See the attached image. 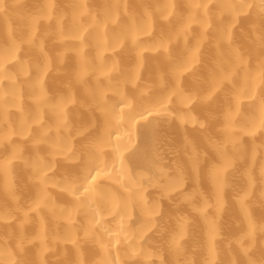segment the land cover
Masks as SVG:
<instances>
[{"label":"bare ground","instance_id":"6f19581e","mask_svg":"<svg viewBox=\"0 0 264 264\" xmlns=\"http://www.w3.org/2000/svg\"><path fill=\"white\" fill-rule=\"evenodd\" d=\"M259 3L0 0V264L259 258Z\"/></svg>","mask_w":264,"mask_h":264},{"label":"snow or ice","instance_id":"6c2138e0","mask_svg":"<svg viewBox=\"0 0 264 264\" xmlns=\"http://www.w3.org/2000/svg\"><path fill=\"white\" fill-rule=\"evenodd\" d=\"M225 7L232 9V8H235L236 6L229 4V5H225ZM245 7H252V5H247V4H240L239 5V8L241 10H243V8H245ZM258 7L260 9L261 25H262V30H261L259 39H260L261 43L264 44V0H260ZM234 54L237 57H239L238 52L234 53ZM3 55L12 56L13 58H15L14 57V51H13V49H10V48L5 49ZM0 71H3V64L2 63H0ZM225 79H226V77H225ZM211 97H212V93L210 92L207 96L203 97V99L204 100H211ZM186 102L191 104V103H193V100L191 98H186ZM257 123L261 129H264V102L261 103L259 117L252 121L253 127H255L257 125ZM200 127L203 128L204 125L201 124ZM98 175H99V172L97 171L96 175H90L89 177H86L85 179L91 180L94 184ZM261 175L264 176V166H262V168H261ZM216 178H217V181L219 182V180H220L219 171H217V173H216ZM78 190L79 189H77V191ZM83 191L85 193H87L90 191V189L84 188ZM137 196L139 197V193H137ZM149 211L154 213L155 212V206H153L151 209H149ZM261 231L264 232V228H261ZM254 232H255V226L253 225L251 227L250 232H249V236L253 237ZM244 254L246 256V259L240 261L239 264H264V250L261 251L259 258H256L254 254H249V249H244ZM16 264H26V262L17 261ZM184 264H190V262L185 261Z\"/></svg>","mask_w":264,"mask_h":264}]
</instances>
